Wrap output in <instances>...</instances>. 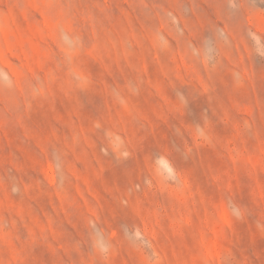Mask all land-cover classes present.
<instances>
[{"label":"rangeland","instance_id":"rangeland-1","mask_svg":"<svg viewBox=\"0 0 264 264\" xmlns=\"http://www.w3.org/2000/svg\"><path fill=\"white\" fill-rule=\"evenodd\" d=\"M0 264H264V0H0Z\"/></svg>","mask_w":264,"mask_h":264}]
</instances>
